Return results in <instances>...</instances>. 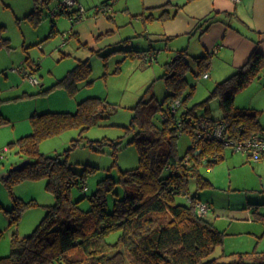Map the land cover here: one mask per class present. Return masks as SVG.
<instances>
[{
	"label": "trees",
	"instance_id": "obj_1",
	"mask_svg": "<svg viewBox=\"0 0 264 264\" xmlns=\"http://www.w3.org/2000/svg\"><path fill=\"white\" fill-rule=\"evenodd\" d=\"M34 1L35 7L27 17L38 22L44 5L51 0ZM112 6L105 0L98 5L97 11L107 8V14ZM183 6L168 3L154 8L162 9L159 15L143 12L141 16L167 20ZM58 8L59 5L52 18L67 14L74 22L78 19L75 17L78 8ZM228 15H234V12H228ZM214 21V16L204 19L207 26L198 24L191 34L199 30L205 32ZM56 26L53 21L51 35L56 33ZM5 27L0 24V48L11 47L10 39L3 35ZM123 41L130 42L131 37ZM125 51L135 56H141L142 52L134 48ZM156 51L153 48L146 51V54L155 53L153 59L146 60L153 62L157 58ZM189 55L188 49L179 50L175 60L166 63L162 77L171 91L163 100L155 96L145 99L143 96L134 106L135 113L128 126L133 134L127 143L137 146L139 165L121 171L118 180L112 175L99 180L97 189L88 196L91 202L88 209L81 206L85 197L72 199L71 191L84 184L89 173L98 167L88 164L79 172L67 159L44 154L40 143L72 127H82L84 131L98 124L100 119L109 117L111 113L105 99L87 97L79 103L76 112L46 111L32 115L33 132L11 142L18 145L19 154L31 161L22 168L9 169L2 179L12 189L22 180L46 177L47 188L54 193L56 202L47 206L44 218L30 234L21 237L17 231L13 233L11 252L0 257V264H49L55 261L61 264H220L213 252L225 242L227 233L207 216L198 213V203L203 201H200L198 192L192 193L191 180L195 179L197 191L213 187L214 183L202 172L201 166L219 163L226 157L227 147L233 143L246 141L254 135L264 136V125L259 120L261 111L236 105V94L260 76L264 68V53L257 45L245 64L217 82L209 97L193 106L188 105V100L195 85L182 97L189 85L187 73L192 69ZM193 59L198 65L197 76L209 71L212 63L210 54ZM91 72L90 60L81 59L58 84L74 92L78 83L88 79ZM215 97L220 99L223 109V116L218 119L210 115L209 102ZM176 100L181 101L183 109L180 112L179 108L173 110L172 104ZM198 106L205 107V113L198 114ZM202 118L211 125L223 122L226 138L202 137L197 140L196 131ZM185 132L191 134L193 141L181 155L178 140ZM122 142H115L116 152L117 145ZM72 145L67 151L79 145V139H75ZM118 186L122 187L123 195L117 190ZM111 194L114 196L112 207L109 201ZM12 195L15 203L7 212L10 225L15 226L25 207L34 201H24L13 191ZM178 196H188L189 202H179ZM115 231L120 234L115 242H110L107 237ZM256 253H241L240 257L249 256L255 261L252 264H264V254L258 262L254 259ZM238 263L245 264L242 261Z\"/></svg>",
	"mask_w": 264,
	"mask_h": 264
},
{
	"label": "rangeland",
	"instance_id": "obj_2",
	"mask_svg": "<svg viewBox=\"0 0 264 264\" xmlns=\"http://www.w3.org/2000/svg\"><path fill=\"white\" fill-rule=\"evenodd\" d=\"M63 1L51 0L44 5L41 20L36 22L27 17L35 7L34 0H0V24L6 26L3 35L10 39L11 44V47L0 48V257L11 252L14 232L17 231L21 237L30 234L44 218L47 206L56 202L54 193L47 188L46 177L22 180L13 185L12 189L2 179L9 169L27 159L19 154L18 145L11 142L33 132V114L46 111L76 112L79 103L87 97L98 96L105 99L111 113L109 117L100 119L98 124L84 131L82 127H72L40 143L44 154L67 159L79 172L88 164L98 167L96 171L89 173L84 184L71 191L72 199L85 197L81 206L88 209L91 207L88 196L97 189L99 180L108 175L118 180L121 171L139 165L137 146L127 143L133 134L128 126L135 113L134 106L143 96L145 99L155 96L163 100L171 91L162 76L166 72V62L175 55L171 57L165 42L148 36L147 29L149 26L151 28L155 20L141 16L143 12L146 15L152 12L144 10V0H114V5L107 14L97 11L98 5L104 0H78L76 6L82 5L86 9L85 19L78 28L80 34L74 32V24L76 26L78 23L72 21L69 15L60 14L55 19L52 18L51 11ZM141 11L143 12L138 15ZM53 21L57 23L58 31L51 35ZM65 32L67 36L64 35ZM128 36H131V41H123ZM112 42L119 43L105 46ZM152 44L155 46L153 49L158 51L153 62L146 60L144 56ZM132 45L144 50L141 56L125 51L131 49ZM79 59H89L92 72L88 79L78 83V89L71 92L58 82ZM30 76L37 78L39 82H33ZM187 77L189 85L182 97L195 85L193 95L188 100L189 106L208 98L217 82L224 79L218 76H197L193 69L187 73ZM236 105H253L261 109L260 117L264 124V68L258 78L236 94ZM209 107L213 118L223 116L218 97L210 100ZM182 109L183 107H179L178 111ZM205 111V107L198 106V114ZM75 139H79V145L67 151L73 146ZM119 140L123 142L117 145L119 148L116 152L115 142ZM192 141L188 132L180 136L178 151L181 155L186 153ZM201 170L212 179L214 186L197 191L196 181L192 179V193L198 192L204 200L207 197L214 198L222 206L231 202L242 207V204H249V200L263 201L261 207L264 211V157H250L246 150H237L235 146L229 145L223 160L214 166L203 164ZM117 190L123 195L121 186ZM12 191L24 201H34L25 207L15 226L10 225L7 212L15 203ZM113 199L111 194V207ZM177 200L188 203L189 197L178 196ZM215 217L217 216H213L214 220ZM218 225L220 229H226L228 234L225 242L216 247L213 256L218 257L220 264H240V261L252 264L253 259L246 256L241 258L240 252L254 251L258 242L254 241L252 244L245 240L244 245L237 244L240 235L230 233V229H233L230 220ZM119 234V231H115L107 238L110 242H115ZM242 236L246 237L247 234ZM49 264L61 263L55 261Z\"/></svg>",
	"mask_w": 264,
	"mask_h": 264
},
{
	"label": "crops",
	"instance_id": "obj_3",
	"mask_svg": "<svg viewBox=\"0 0 264 264\" xmlns=\"http://www.w3.org/2000/svg\"><path fill=\"white\" fill-rule=\"evenodd\" d=\"M108 1L114 5V0ZM168 3L184 4V6L172 18L156 19L151 28L149 26L147 29V34L149 37L153 36L159 41L165 42V47L170 51L171 57L176 55L179 50L188 49L189 61L194 72L198 65L193 57L210 54L212 60L208 71L210 76L205 78L218 76L225 79L230 76L247 62L257 45L264 53V0H144V10H151V13L159 15L162 9L154 10V8ZM74 9H77V6ZM228 12H234V15H228ZM211 16H214L216 21L211 23L209 29L203 33L199 30L191 34L198 24L203 23L204 19ZM83 19L85 16L75 21L78 24L76 26L74 24V32L80 34L78 28ZM203 26L206 27L207 23H203ZM56 29L58 31L57 26ZM64 35L67 36V33L65 32ZM117 43L119 42H112L105 46ZM154 47L152 44L150 48ZM131 48L144 51L137 49L134 45ZM244 107L258 109L253 105ZM259 110L262 113V110ZM260 115L259 120L262 123ZM200 201L210 204L211 217L209 215L207 217L216 226L227 219L230 220V226L233 227L230 229V233L240 235L237 244L244 245L245 240L251 241L252 244L257 241L258 245L254 246L255 250L252 252H257L254 259L258 262L261 261L264 254V211L261 207L263 201L249 200V204H242V207L240 204L236 206L231 202L227 206L218 205L214 198L210 197L204 200L200 196ZM213 216H217L215 220ZM217 227L220 228V225ZM221 230L227 233L226 229ZM243 234H247V236H242ZM240 253H251V251Z\"/></svg>",
	"mask_w": 264,
	"mask_h": 264
},
{
	"label": "built area",
	"instance_id": "obj_4",
	"mask_svg": "<svg viewBox=\"0 0 264 264\" xmlns=\"http://www.w3.org/2000/svg\"><path fill=\"white\" fill-rule=\"evenodd\" d=\"M78 4V0H64L59 4V8H69L75 7ZM58 8V9H59ZM78 11L75 14V17L78 19L83 18V16L86 14V9L82 5H78ZM56 8L51 11L52 17L56 15ZM107 8L102 9V12H106ZM74 17V18H75ZM73 18V17H72ZM77 19V20H78ZM158 54V51H156ZM155 56V53H149L145 55V58L148 59H153ZM29 75V74H28ZM210 73L206 72L204 74V77H209ZM33 82L38 83L39 80L37 78H33L30 76ZM173 110H177L180 105L181 101L176 100L173 104ZM226 127L223 122H218L214 125L209 124V122L205 119L202 118V120L199 123V128L197 129L196 133V138L199 140L202 137H207V138H219L223 139L226 138ZM198 143H196L197 145ZM233 146L236 147L237 150H246L252 157H255L256 159H260L264 157V136L262 135H254L252 138L246 140V141H240L232 144ZM1 159V156H0ZM189 161V158L186 159V162ZM85 189L87 190L88 187L86 186ZM211 206L208 202H199L198 203V213L203 216H207L208 213L210 212Z\"/></svg>",
	"mask_w": 264,
	"mask_h": 264
},
{
	"label": "water",
	"instance_id": "obj_5",
	"mask_svg": "<svg viewBox=\"0 0 264 264\" xmlns=\"http://www.w3.org/2000/svg\"><path fill=\"white\" fill-rule=\"evenodd\" d=\"M173 60H175V58H174ZM30 161H31L30 158H27V159H25L24 161H22V162L16 164V165L13 167V169H19V168H22V167H24L25 165H27L28 163H30Z\"/></svg>",
	"mask_w": 264,
	"mask_h": 264
}]
</instances>
